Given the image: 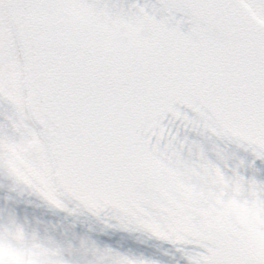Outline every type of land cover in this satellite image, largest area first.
<instances>
[{
  "label": "snow or ice",
  "instance_id": "1",
  "mask_svg": "<svg viewBox=\"0 0 264 264\" xmlns=\"http://www.w3.org/2000/svg\"><path fill=\"white\" fill-rule=\"evenodd\" d=\"M0 102L13 190L187 264H264V216L239 211L264 181L190 139L264 161V0H0ZM42 237L64 264H157Z\"/></svg>",
  "mask_w": 264,
  "mask_h": 264
},
{
  "label": "water",
  "instance_id": "2",
  "mask_svg": "<svg viewBox=\"0 0 264 264\" xmlns=\"http://www.w3.org/2000/svg\"><path fill=\"white\" fill-rule=\"evenodd\" d=\"M190 139H196L202 142L210 159H215L213 148L218 146L228 157L229 168L243 161V167L240 168L241 174L246 178L254 177L257 181H264V161L255 159L250 151L237 147L228 142H219L214 138L197 137L190 134ZM85 216L101 233H103L114 245L124 250L145 258L157 261V264H187L185 258L180 252H177L169 245H159L157 242L141 243L135 236L118 230L105 229L101 223L94 218Z\"/></svg>",
  "mask_w": 264,
  "mask_h": 264
},
{
  "label": "clouds",
  "instance_id": "3",
  "mask_svg": "<svg viewBox=\"0 0 264 264\" xmlns=\"http://www.w3.org/2000/svg\"><path fill=\"white\" fill-rule=\"evenodd\" d=\"M15 173V169H11ZM245 216H264L259 207L239 206ZM0 264H64L63 250L14 217L0 218Z\"/></svg>",
  "mask_w": 264,
  "mask_h": 264
},
{
  "label": "rangeland",
  "instance_id": "4",
  "mask_svg": "<svg viewBox=\"0 0 264 264\" xmlns=\"http://www.w3.org/2000/svg\"><path fill=\"white\" fill-rule=\"evenodd\" d=\"M12 116H14L12 107L9 104H7L6 102H0V118H3V120H5L6 117L11 118ZM7 182L10 183L9 181H7ZM27 193H29V192L22 190V189H19V188L13 190L11 187V191L8 194V204H5V214L9 213V214H11L10 217L15 218V216L17 215L15 208L18 207L19 204H21L23 201H25L26 206H27L28 202H29V204H32L33 207L36 206L37 205L36 202L33 203L34 201H32V200H34V194L28 195ZM6 209H8V211ZM53 210H55L56 212H59L60 216L62 217V220L64 219L62 211L57 210V209H53ZM49 211H51V210H49ZM84 222L85 221L78 220V218L76 216H72L71 219H68L65 221V225L68 228L72 227L71 230L73 228H77V229L80 228L79 232H80L81 240H87V241L93 242V243H97L98 241L100 243L103 242L98 237L97 233L94 232L93 229L88 228L86 226V223L84 224ZM44 225H47V224L44 222ZM34 226L35 225H33L32 229H34ZM32 229H30V230H32ZM43 229L45 230V227H43ZM68 234H69V231L57 230V231H44L40 235L41 236L48 235V236L54 237L58 242L65 244V242H71L72 241V239L68 238ZM71 234H72V232H70L69 237L71 236ZM72 243H73V241H72ZM104 247H110L114 251H116L108 243H106V246H104Z\"/></svg>",
  "mask_w": 264,
  "mask_h": 264
},
{
  "label": "flooded vegetation",
  "instance_id": "5",
  "mask_svg": "<svg viewBox=\"0 0 264 264\" xmlns=\"http://www.w3.org/2000/svg\"><path fill=\"white\" fill-rule=\"evenodd\" d=\"M12 118H14V116H12L11 118L6 117L7 122L9 123V121ZM2 120H3V118H2ZM3 122H4V120H3ZM4 126H5V123H4ZM9 187H10V183H8L7 180L4 179L3 177H0V199H3V196L4 197L7 196V194H8L7 191L9 190ZM47 207H48V205L41 202L40 205L38 206V208H36V209H29V210L20 211L16 220L20 223H26L27 224L28 222L26 219L31 218V217H27L25 214V211H28L27 213L35 215L36 218H40L43 221H49L50 222L49 227H48L49 229L52 230L54 228H57V222H56L54 216L49 214V212L45 209ZM24 208H25V206H24ZM53 224H55V226ZM37 231H38V233H40V231H42L41 226H38Z\"/></svg>",
  "mask_w": 264,
  "mask_h": 264
}]
</instances>
